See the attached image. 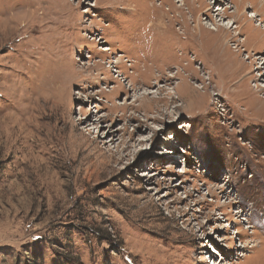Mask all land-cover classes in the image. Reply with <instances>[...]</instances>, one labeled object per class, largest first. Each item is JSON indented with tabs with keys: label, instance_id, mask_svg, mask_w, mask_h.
I'll list each match as a JSON object with an SVG mask.
<instances>
[{
	"label": "rangeland",
	"instance_id": "1",
	"mask_svg": "<svg viewBox=\"0 0 264 264\" xmlns=\"http://www.w3.org/2000/svg\"><path fill=\"white\" fill-rule=\"evenodd\" d=\"M251 12L0 0V264H264Z\"/></svg>",
	"mask_w": 264,
	"mask_h": 264
},
{
	"label": "bare ground",
	"instance_id": "2",
	"mask_svg": "<svg viewBox=\"0 0 264 264\" xmlns=\"http://www.w3.org/2000/svg\"><path fill=\"white\" fill-rule=\"evenodd\" d=\"M240 1H241V0H240ZM211 8H213V6H212V7H208L207 9L210 10ZM213 9H214V8H213ZM257 9H258V8H257ZM208 10H207V11H208ZM221 10H223V9L220 8V11H221ZM216 11H217V10H216ZM251 13H252V12H251ZM253 13H254V12H253ZM253 13L250 14V15L248 16V17L251 18V19L249 18L248 20H249V21H252L253 18L256 17V19H258V23H257V25H260V26H263V27H264V21H262L261 18H258L257 15H256V13H254V14H253ZM217 15H221V13L218 11V12L215 14V16H217ZM217 20H218V24H221V26H224L225 28H230V27H232L233 24H234V23H233L234 21H232V22H224V20L221 21L220 18H219V19H216V21H217ZM247 22H248V21H247ZM254 22H255V21H254ZM208 27L211 28V30H213V31H215V32H218V30H219L218 27H216V26H214V25H208ZM149 31H150V30H149ZM239 33H240V31L237 32V34H239ZM225 37H226V36H225ZM190 38H191V37H190ZM232 38H233V37H230V38L228 39V41H233ZM223 39H225V38H223ZM225 41H226V40H225ZM225 45H226V42H225ZM235 48H236V46H235ZM173 49H174V48H173ZM174 51H175V50H174ZM261 61H262V60H261ZM261 61H260V62H261ZM226 64H227V63H226ZM226 68H227V66H226ZM231 69H232V68H231ZM236 74H237V73H236ZM243 80H244V79H243ZM243 80H242V81H243ZM178 84H179V83H178ZM200 87H201V86H200ZM200 87H198V88H200ZM255 88H256V87H255ZM263 88H264V84L260 85V89L258 88L257 90L260 91L261 89L263 90ZM174 89H175V88H174ZM178 91H179V90H178ZM150 93H151V92H150ZM192 103H193V102H192Z\"/></svg>",
	"mask_w": 264,
	"mask_h": 264
}]
</instances>
